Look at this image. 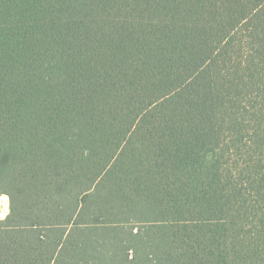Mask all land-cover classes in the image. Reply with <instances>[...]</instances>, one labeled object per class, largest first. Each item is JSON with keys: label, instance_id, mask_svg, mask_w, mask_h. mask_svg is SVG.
Here are the masks:
<instances>
[{"label": "trees", "instance_id": "1", "mask_svg": "<svg viewBox=\"0 0 264 264\" xmlns=\"http://www.w3.org/2000/svg\"><path fill=\"white\" fill-rule=\"evenodd\" d=\"M0 264H264V0H0Z\"/></svg>", "mask_w": 264, "mask_h": 264}, {"label": "rangeland", "instance_id": "2", "mask_svg": "<svg viewBox=\"0 0 264 264\" xmlns=\"http://www.w3.org/2000/svg\"><path fill=\"white\" fill-rule=\"evenodd\" d=\"M10 212V197L8 194L3 193L0 196V217L5 218Z\"/></svg>", "mask_w": 264, "mask_h": 264}]
</instances>
